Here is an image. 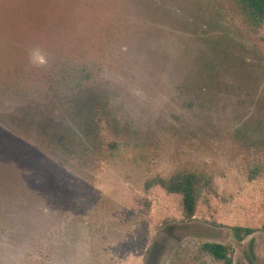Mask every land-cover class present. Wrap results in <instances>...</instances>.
<instances>
[{"label":"rangeland","instance_id":"obj_1","mask_svg":"<svg viewBox=\"0 0 264 264\" xmlns=\"http://www.w3.org/2000/svg\"><path fill=\"white\" fill-rule=\"evenodd\" d=\"M176 172L199 178L191 217L153 182ZM206 242L264 264V21L0 0V264H226Z\"/></svg>","mask_w":264,"mask_h":264},{"label":"trees","instance_id":"obj_2","mask_svg":"<svg viewBox=\"0 0 264 264\" xmlns=\"http://www.w3.org/2000/svg\"><path fill=\"white\" fill-rule=\"evenodd\" d=\"M245 10L246 15L254 23L261 24L264 21V0H239ZM153 182L161 185L170 192L180 193L184 212L191 217L196 207V197L199 184L197 174L193 172H176L169 177H157ZM237 236L241 239L244 235L251 234L254 229L251 227H234ZM203 248L217 259L223 260L226 264H232L229 248L226 245L216 242H206Z\"/></svg>","mask_w":264,"mask_h":264}]
</instances>
